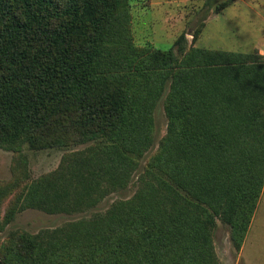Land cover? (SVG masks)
<instances>
[{"label": "trees", "instance_id": "obj_1", "mask_svg": "<svg viewBox=\"0 0 264 264\" xmlns=\"http://www.w3.org/2000/svg\"><path fill=\"white\" fill-rule=\"evenodd\" d=\"M130 24V0H0V148L66 150L4 214L0 190V233L27 209L84 213L137 186L10 234L2 264H220L218 220L241 251L264 191V55L188 49L185 34L139 47Z\"/></svg>", "mask_w": 264, "mask_h": 264}, {"label": "rangeland", "instance_id": "obj_2", "mask_svg": "<svg viewBox=\"0 0 264 264\" xmlns=\"http://www.w3.org/2000/svg\"><path fill=\"white\" fill-rule=\"evenodd\" d=\"M226 0H130L131 33L139 47L153 46L169 49L183 34L187 48L252 53L264 55V0H234L222 11ZM197 33V34H196ZM156 144L167 133L168 120L163 101L156 109ZM80 146L76 149H82ZM65 149L14 152L0 148V190H11L4 199L2 213L25 183L56 170ZM150 154V153H149ZM148 154V155H149ZM145 162V160H144ZM136 177L126 190L108 196L96 208L79 214H47L37 209L19 213L0 233V255L3 243L12 233H37L53 229L66 222L105 211L118 199H127L136 191ZM220 264H264V191L254 214L241 251H237L230 237V227L218 220L214 236ZM0 264H2L0 262Z\"/></svg>", "mask_w": 264, "mask_h": 264}, {"label": "crops", "instance_id": "obj_3", "mask_svg": "<svg viewBox=\"0 0 264 264\" xmlns=\"http://www.w3.org/2000/svg\"><path fill=\"white\" fill-rule=\"evenodd\" d=\"M251 226V225H250ZM249 229H250V227H249ZM249 231V230H248ZM247 234H248V232H247ZM247 236V235H246ZM243 247V246H242Z\"/></svg>", "mask_w": 264, "mask_h": 264}]
</instances>
